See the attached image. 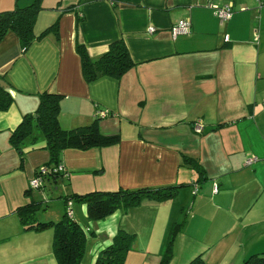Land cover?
Masks as SVG:
<instances>
[{"label":"crops","instance_id":"obj_1","mask_svg":"<svg viewBox=\"0 0 264 264\" xmlns=\"http://www.w3.org/2000/svg\"><path fill=\"white\" fill-rule=\"evenodd\" d=\"M33 1L0 0V11ZM210 4H232V17L222 22ZM183 19L190 21L191 33L174 38L171 28ZM56 22L58 33L49 31L26 50L12 30L0 41V77L14 97L11 107L0 111V264H58L54 228L26 230L19 208L40 202L38 221L56 222L65 214L63 196L146 187L180 189L172 198L146 197L99 221L89 218L85 203L73 204L74 219L88 230L85 264H94L120 229L135 233L139 242L165 240L174 223L197 219L194 209L206 200L235 224L247 220L237 234L243 243L250 239L244 259L264 250V0H43L36 34ZM119 39L137 66L121 79L87 82L77 44L98 58ZM45 91L61 95L64 128L89 125L100 108L108 109L100 130L121 140L65 150V171L57 177L46 173L36 189L31 181L50 160L46 141L37 130V142L25 145L21 167L10 136L37 110ZM199 123L201 132L195 130ZM252 155L257 160L247 165ZM187 156L199 160L208 180L199 183L198 173L184 161ZM48 182L61 199L45 206L51 199ZM211 248L206 264H224L228 255L211 262ZM139 249L152 264L160 263L161 252ZM137 251L129 253L126 264ZM242 253L226 264H237Z\"/></svg>","mask_w":264,"mask_h":264},{"label":"trees","instance_id":"obj_2","mask_svg":"<svg viewBox=\"0 0 264 264\" xmlns=\"http://www.w3.org/2000/svg\"><path fill=\"white\" fill-rule=\"evenodd\" d=\"M42 10L43 0H34L31 4L24 7L0 11V41L9 30H12L19 36L22 47L27 49L49 31L53 30L58 33V23L56 22L41 35L36 34L35 25L38 15ZM80 20L82 19L80 18ZM76 51L81 58L83 76L89 83L106 76L121 79L126 73L137 66V62L133 60L124 39L111 43L108 51L98 58L91 57L84 44H77ZM13 103L14 97L10 89L0 85V111L8 110ZM98 112L97 119L93 123L73 129H66L61 125L59 119L61 113V95L48 91L40 93V104L37 110L26 114L10 136L11 145L21 155V167L25 163V145L29 140L33 143L37 142L38 137L35 136L37 130L46 141V147L50 153L48 165L43 166L48 169L46 177L49 175L57 177L58 174H61V172H56L55 169L61 163L63 152L67 149L89 150L120 142L121 136L119 134L105 135L101 132ZM220 126L222 125L218 127ZM184 161L186 165H189L198 173L199 183L208 180L207 172L197 158L187 156L184 158ZM43 167H40L37 176ZM179 189V186L146 187L107 192L95 191L84 195L72 194L63 196L66 206L65 214L56 222L38 221L37 212L40 208V202H31L19 208L17 212L26 230H43L47 227L54 228L53 252L58 264H85L88 230L79 224L74 219V216H69V201H73V204L85 203L89 218L93 221H99L108 218L118 210L140 204L146 197L158 200L171 198L178 193ZM176 224L174 223V226H172L177 228L180 225L179 223ZM173 233L172 229L171 237ZM136 240L137 235L135 233L120 229L112 243L99 251L94 264H126L128 255ZM206 252V250L199 251L187 264H206L204 256ZM173 255L174 251L172 250L170 241L166 251L161 253L159 264H170ZM243 264H264V250L252 252L244 259Z\"/></svg>","mask_w":264,"mask_h":264},{"label":"rangeland","instance_id":"obj_3","mask_svg":"<svg viewBox=\"0 0 264 264\" xmlns=\"http://www.w3.org/2000/svg\"><path fill=\"white\" fill-rule=\"evenodd\" d=\"M214 185L215 183L213 184V188ZM50 186L51 183L48 182L47 194L51 196V199L47 201L48 203H44L45 206H47L49 202H60L59 200L61 199L58 194L59 190L54 189L57 188L56 185H53V189L50 188ZM201 203L202 202L197 203L194 209L196 210V212L198 211V218L191 222H188L187 224L184 220L181 222H176L180 225L177 228H174L173 225L171 227L170 233L166 236L165 240H161L159 238H157L153 242L146 241V239L142 240V242L136 240V243L133 244V248L131 251L138 250L137 252L141 253L136 254V257L133 259L131 264H152V262L148 259V255L144 254L143 250H140L139 247L141 249H146V251L149 250L151 253H155L157 251L164 253L170 241L172 250L174 251V255L172 257V260L170 261V264H187L199 253V251H204L207 249H209V251L205 255H210L213 251V248L210 249L211 245L215 247L211 262L219 254L221 255V258L228 255L225 259L224 264L230 261H234L239 252L243 250V253L239 256L237 262V264H243L242 260L244 259L245 251L248 250L247 247L249 246L250 239L249 237H247L245 242L243 243L242 239H237V234L239 230L243 229L247 225V220L242 222L240 221L239 224L238 222L235 224L232 222L231 217L228 213H218L217 207L214 205L213 201L206 200L203 202L204 204ZM194 210H192V215H194ZM181 218L182 216H180L179 220H181ZM172 229L174 233L171 237ZM159 234L160 233H158V235ZM221 239H224V241Z\"/></svg>","mask_w":264,"mask_h":264},{"label":"built area","instance_id":"obj_4","mask_svg":"<svg viewBox=\"0 0 264 264\" xmlns=\"http://www.w3.org/2000/svg\"><path fill=\"white\" fill-rule=\"evenodd\" d=\"M210 6L214 9L215 15L222 21L229 20L232 15H233V5L228 4L225 6H220V5H215V4H210ZM155 28H151V31H154ZM171 33L174 38H177L180 35H189L191 33V23L189 20L183 19L180 20L177 24L173 25L171 28ZM259 37H255V40H258ZM226 39L229 40V35L226 36ZM23 50H26V48H23ZM109 115V110H100L98 112V116L106 117ZM203 129V125L201 123L197 124L195 126V130L197 132H201ZM255 160H257V157L255 155H252L249 157L246 161L247 165L252 164ZM56 172H62L65 171V166L60 163L58 167L55 169ZM48 169H44L43 173H47ZM44 182V175H38L33 180L31 181V186L33 188H41ZM196 190H198V186H196ZM213 192L216 194L218 193V184L215 183ZM68 214L69 216H73V201L68 202Z\"/></svg>","mask_w":264,"mask_h":264},{"label":"water","instance_id":"obj_5","mask_svg":"<svg viewBox=\"0 0 264 264\" xmlns=\"http://www.w3.org/2000/svg\"><path fill=\"white\" fill-rule=\"evenodd\" d=\"M0 85L5 88H9V84L5 80H3L1 77H0Z\"/></svg>","mask_w":264,"mask_h":264},{"label":"bare ground","instance_id":"obj_6","mask_svg":"<svg viewBox=\"0 0 264 264\" xmlns=\"http://www.w3.org/2000/svg\"><path fill=\"white\" fill-rule=\"evenodd\" d=\"M46 169L45 167H43V169L40 171V175H45V173H43V170Z\"/></svg>","mask_w":264,"mask_h":264}]
</instances>
